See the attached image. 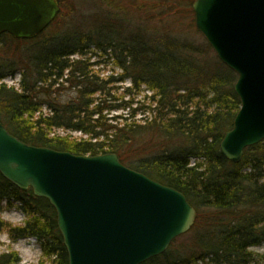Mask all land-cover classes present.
Here are the masks:
<instances>
[{"label": "trees", "instance_id": "trees-1", "mask_svg": "<svg viewBox=\"0 0 264 264\" xmlns=\"http://www.w3.org/2000/svg\"><path fill=\"white\" fill-rule=\"evenodd\" d=\"M54 1L58 12L39 35H0V121L30 145L85 156L116 153L187 197L197 210L190 244L170 256L180 236L142 264H264V254L250 250L264 242V140L247 147L240 163L220 153L241 106L237 75L206 40L195 41V0H89L99 9L81 18L72 0ZM92 47L114 55L120 78L95 73L86 57ZM17 74L19 87L3 82ZM127 78L132 87L112 95ZM142 85L152 94L133 108L135 100L124 98ZM119 111L126 113L114 115ZM3 204L26 220L12 225L0 218V231L13 242L37 239V264H69L47 199L0 173ZM20 261L16 252L0 254V264Z\"/></svg>", "mask_w": 264, "mask_h": 264}, {"label": "water", "instance_id": "water-1", "mask_svg": "<svg viewBox=\"0 0 264 264\" xmlns=\"http://www.w3.org/2000/svg\"><path fill=\"white\" fill-rule=\"evenodd\" d=\"M195 25L237 75L241 106L220 153L240 163L264 140V0H195ZM58 12L54 0H0V34L33 38ZM0 173L55 209L69 264H142L195 225L177 189L132 169L116 153L75 155L25 143L0 121Z\"/></svg>", "mask_w": 264, "mask_h": 264}, {"label": "rangeland", "instance_id": "rangeland-1", "mask_svg": "<svg viewBox=\"0 0 264 264\" xmlns=\"http://www.w3.org/2000/svg\"><path fill=\"white\" fill-rule=\"evenodd\" d=\"M71 1V0H70ZM78 7L79 10L76 11L75 14L79 15L78 17L82 16V13H86V15L90 14L91 12H95V10L99 9V5L95 6L89 0H72ZM101 8V7H100ZM64 10H68V8L64 7ZM81 18V17H80ZM84 25L86 27L87 23L85 22ZM197 29V28H196ZM198 31V30H197ZM195 41L203 42L206 40L203 35L200 33L199 35L195 32ZM200 38V39H199ZM202 38V39H201ZM92 52L87 54V59H90V63L93 64V70L95 73L99 75L100 78L106 79L108 77L113 76L114 78H120L124 71L116 65L115 57L111 54V52L105 53L98 50H94L91 48ZM95 51V52H94ZM75 58L78 56H74ZM20 81V74H17L15 77H8L3 82L6 83L8 86H16L19 87L18 83ZM132 80L127 78L123 82H119L115 84L114 90L112 91V95L116 97L122 96L126 91L127 88H131ZM152 94L151 91L148 90L146 85H142L140 90L137 91L133 90V95L126 96L124 101H130L131 99L135 100V104L133 108L140 107L142 102L145 101V97H148ZM66 98L71 97V94H66ZM65 98V99H66ZM147 102L149 101L146 99ZM141 101L140 105H137V102ZM45 112H48L47 108H44ZM125 111H119L114 113V115H124ZM143 117L142 114L137 115V119H141ZM60 134H64L61 130L58 131ZM73 135L80 136V133H73ZM192 164H194L195 159L191 160ZM0 218L12 225H22L26 220V215L17 207L13 208H5L6 206L0 205ZM192 235V234H191ZM190 233H186L185 235L178 238L170 249V256L175 254L178 250L182 252L186 246L190 244ZM252 252L258 254H264V242L258 246H254L250 249ZM16 252L20 257V264H37L42 257V249L35 238H24L17 240L15 242L12 241L10 236L6 231H0V254L8 253V252ZM202 264H211L210 262H203ZM226 264V263H225Z\"/></svg>", "mask_w": 264, "mask_h": 264}, {"label": "flooded vegetation", "instance_id": "flooded-vegetation-1", "mask_svg": "<svg viewBox=\"0 0 264 264\" xmlns=\"http://www.w3.org/2000/svg\"><path fill=\"white\" fill-rule=\"evenodd\" d=\"M1 34H3V33H1ZM1 34H0V35H1Z\"/></svg>", "mask_w": 264, "mask_h": 264}]
</instances>
